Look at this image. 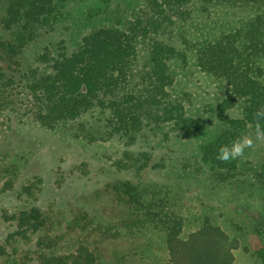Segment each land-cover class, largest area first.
<instances>
[{"label":"trees","instance_id":"16d2710c","mask_svg":"<svg viewBox=\"0 0 264 264\" xmlns=\"http://www.w3.org/2000/svg\"><path fill=\"white\" fill-rule=\"evenodd\" d=\"M70 1L8 0L1 18L11 36L0 42L7 64L0 66L1 112L13 111L24 123L59 130L82 143L119 142L127 146L116 161L120 167L182 171L212 183L258 178L264 186V143L246 150L243 158L216 159L220 146L243 135L254 137V114L264 106V0H231L252 6L254 13L198 49L200 65L225 82L226 95L196 113L190 94L174 91L171 62L185 60L176 42L187 38L192 16L218 0H133L126 2L127 9L119 0H104L106 19L71 49L50 31ZM46 29L51 37L41 40ZM12 65L18 68L9 76ZM260 123L264 126V120ZM21 158L19 152H0V199L15 188ZM107 187L105 204L113 208L105 213L128 224L135 209L131 220L163 234L158 233L173 264H229L231 255L212 237L210 225L181 236V218L152 213L154 203L134 183L116 180ZM41 188L35 176L19 192L33 204L4 212L12 229L0 242V264H96L84 242L70 248L62 243L88 228L93 221L88 206L104 191L83 193L82 205L67 201L55 208L40 205ZM256 190L254 182L249 195L255 197ZM215 231L222 236L219 228ZM261 243L253 254L264 264Z\"/></svg>","mask_w":264,"mask_h":264},{"label":"rangeland","instance_id":"374dc122","mask_svg":"<svg viewBox=\"0 0 264 264\" xmlns=\"http://www.w3.org/2000/svg\"><path fill=\"white\" fill-rule=\"evenodd\" d=\"M119 1L127 9L126 2L133 0ZM230 1H213L205 13H195L187 27V38L176 42L186 56L185 60L171 62L174 91L190 94V107L195 113L210 102L222 101L226 95L222 84L225 82L220 78L215 80L200 65L198 49L222 32L232 30L255 10L252 6ZM7 4L8 0H0V42L11 38L1 22ZM104 7V0H72L61 9L50 31L70 49L74 48L75 41L106 19ZM45 31H41V40L51 37L49 29ZM25 55H31V49ZM3 56L0 48V66L7 65L1 59ZM16 68L12 65V71L7 74L11 76ZM126 147L119 142L82 143L61 135L59 130L24 123L13 111H0V152H19L24 157L18 162L20 171L15 188L0 199V242L12 229L10 222L4 219V212L12 213L33 204V199L21 197L19 192L22 185L39 176L42 180L39 203L43 207L59 208L67 201L82 205L79 197L83 193L94 191L96 196L97 189L104 191L101 198L92 197L93 203L88 206L92 223L78 237L79 233L66 239L63 247L84 242L95 253L96 264H173L166 241L159 235L163 234L151 226L139 227L137 220H131V217L135 219V209L130 210L128 224L105 213L104 210L109 212L113 208L111 203L105 204L107 183L121 180L130 181L143 191L145 199L154 203L152 213L166 212L181 218H178L181 236L188 237L204 225H210L214 232L212 237L231 255L227 260L229 264H260L253 252L258 243L264 241L263 180L250 178L212 183L210 179L182 171L153 166L120 167L116 161L121 159V151ZM161 153L162 149L155 151L157 155ZM254 182H257L255 197L249 195ZM260 223L263 225L256 226ZM211 225L219 228L222 236ZM257 228L262 230V236Z\"/></svg>","mask_w":264,"mask_h":264},{"label":"clouds","instance_id":"9594fccd","mask_svg":"<svg viewBox=\"0 0 264 264\" xmlns=\"http://www.w3.org/2000/svg\"><path fill=\"white\" fill-rule=\"evenodd\" d=\"M254 117L256 119L254 137L243 135L234 139L230 144L220 146L216 156L217 160L227 163L243 158L246 150L253 149L256 143H264V126L260 123L264 120V106L256 110Z\"/></svg>","mask_w":264,"mask_h":264}]
</instances>
